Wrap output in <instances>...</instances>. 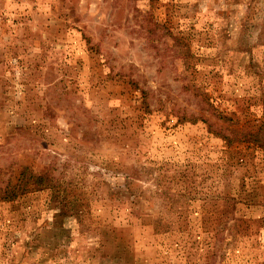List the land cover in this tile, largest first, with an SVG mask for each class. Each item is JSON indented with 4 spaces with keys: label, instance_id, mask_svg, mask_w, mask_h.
<instances>
[{
    "label": "rangeland",
    "instance_id": "obj_1",
    "mask_svg": "<svg viewBox=\"0 0 264 264\" xmlns=\"http://www.w3.org/2000/svg\"><path fill=\"white\" fill-rule=\"evenodd\" d=\"M259 129L264 0H0V264H264Z\"/></svg>",
    "mask_w": 264,
    "mask_h": 264
},
{
    "label": "trees",
    "instance_id": "obj_2",
    "mask_svg": "<svg viewBox=\"0 0 264 264\" xmlns=\"http://www.w3.org/2000/svg\"><path fill=\"white\" fill-rule=\"evenodd\" d=\"M221 118L225 121L233 120L229 117V113L226 110L221 109ZM226 114H228L226 116ZM242 135L240 141H252L257 146H264V134L262 130L245 132ZM223 138H229V135H224ZM52 187V179L46 174H39L33 171L29 166L23 167L22 171L16 178V180L7 183L0 189L1 201H12L25 195L27 193L43 190Z\"/></svg>",
    "mask_w": 264,
    "mask_h": 264
}]
</instances>
